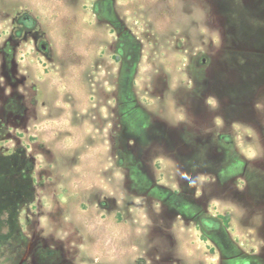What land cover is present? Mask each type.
Returning a JSON list of instances; mask_svg holds the SVG:
<instances>
[{"label":"rangeland","instance_id":"1","mask_svg":"<svg viewBox=\"0 0 264 264\" xmlns=\"http://www.w3.org/2000/svg\"><path fill=\"white\" fill-rule=\"evenodd\" d=\"M25 252L264 264V0H0V264Z\"/></svg>","mask_w":264,"mask_h":264},{"label":"flooded vegetation","instance_id":"2","mask_svg":"<svg viewBox=\"0 0 264 264\" xmlns=\"http://www.w3.org/2000/svg\"><path fill=\"white\" fill-rule=\"evenodd\" d=\"M17 19H18L17 25H18L19 30L16 31V33H15L16 36H18L20 32L28 30V27H30L32 25V19L30 17L23 16V17H19ZM119 34L121 35L122 31L119 32ZM121 41H122V44H123V47H122L123 59H121V60H119L117 62H119V63L120 62L121 63H123V62L124 63H128L132 59V47L129 46V47H127V50H124V45L126 44V42L123 39ZM40 49L43 52L46 51V45L41 43L40 44ZM114 54H115V49H114ZM125 57H127V59H124ZM113 58H114V55H113ZM131 132H135V130H132ZM141 142H143V141H141ZM32 205H34L33 201H32ZM199 222H200L201 227L203 229H206L205 231H207L209 234H212L213 235V239H216V240H214L215 241L214 242L215 245H227V244L228 245L229 244L230 245H237V243L236 244H234L232 242L226 243L227 241L226 242L222 241L223 239H225V237L223 236V233L221 231V227L219 226L218 222L215 219H213V220L209 219L208 220V219H205V218L204 219L201 218ZM27 250H28V248H27ZM25 255H26V252L23 254V256L20 257V259L18 260L19 262H17L16 264H23L22 262L24 260H26V256Z\"/></svg>","mask_w":264,"mask_h":264},{"label":"trees","instance_id":"3","mask_svg":"<svg viewBox=\"0 0 264 264\" xmlns=\"http://www.w3.org/2000/svg\"><path fill=\"white\" fill-rule=\"evenodd\" d=\"M122 39H119L116 46H115V54H114V59L116 61H119L121 59H123V52H122ZM124 59H127V57H125ZM28 186H30V194H32V190H33V186H34V180H32V182L30 184H28ZM33 195V194H32ZM33 199V198H32Z\"/></svg>","mask_w":264,"mask_h":264}]
</instances>
